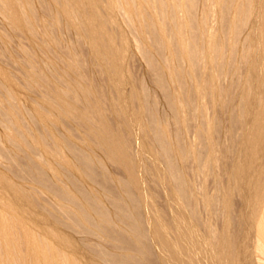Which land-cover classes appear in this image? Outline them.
<instances>
[{
  "label": "rangeland",
  "instance_id": "rangeland-1",
  "mask_svg": "<svg viewBox=\"0 0 264 264\" xmlns=\"http://www.w3.org/2000/svg\"><path fill=\"white\" fill-rule=\"evenodd\" d=\"M21 2L26 3L32 15L31 33L11 27L0 16V64L28 95V101L25 106L19 105L17 99H7L0 74V110L17 111L10 127L13 131L26 130L34 143L30 147L33 157L17 156L15 147L3 144L2 166L30 190L41 211L36 214L46 213L61 232L75 239L82 253H73L76 264H90L91 260L100 264H136L138 238L121 227H129L135 219V225L138 223L152 237L155 223H164L169 217L173 189L186 182L193 189L202 185L200 169L205 159L217 158L229 164L242 160L245 124L253 112L244 115L243 121L240 115L243 103L251 104L257 98L249 56L238 51L236 58L226 63L229 45L225 44L220 50V63L204 58L201 66L191 69L185 61L179 73L173 69L171 73L170 63H158L156 71L132 47L133 36L127 33V26L110 18L106 0L77 1L78 5L72 7L67 5L68 0ZM93 2H100L99 14L108 21L107 31L97 40L91 38L89 28ZM259 16L257 10L243 21L245 27L238 38L247 39L246 44L254 41L249 35ZM227 21L224 25L233 31L237 25L233 26L230 18ZM209 23L217 29L222 25L216 19ZM101 42L106 51L94 50V45ZM113 56L120 60L116 63ZM212 78L217 84L208 86L205 81ZM214 93L218 94L215 98ZM30 104L39 106L26 119L22 114ZM68 104L76 110L67 109ZM102 127L120 134L127 155L135 159L138 176L131 177L109 157L108 149H102L96 135ZM167 130L178 137L180 151L171 153L178 170V179L171 182L166 173L168 160L154 146L159 140L167 146L168 139L157 137L158 131L162 134ZM39 141L57 156L47 173L45 168L50 165L42 160L47 156L41 154ZM71 146L83 148L90 158L88 163L79 162L77 173L64 164L66 156L78 154L77 150L67 152ZM256 152L262 156L264 171V146L256 148ZM41 168L47 184L55 185V191L64 195L66 209L58 203L59 197L43 187L38 174ZM87 169L90 177L84 173ZM102 193L110 200L107 205H99L96 200ZM85 198L92 200L86 202ZM236 202L239 208L238 195ZM117 207L131 212V218L115 216ZM17 224L16 221L12 227L20 241L18 251L23 264H45L28 252L23 228ZM45 227L41 224L36 229L37 237L47 235L43 234ZM5 249L0 243V257L5 255Z\"/></svg>",
  "mask_w": 264,
  "mask_h": 264
},
{
  "label": "bare ground",
  "instance_id": "bare-ground-1",
  "mask_svg": "<svg viewBox=\"0 0 264 264\" xmlns=\"http://www.w3.org/2000/svg\"><path fill=\"white\" fill-rule=\"evenodd\" d=\"M84 0H68L67 5L75 6ZM108 14L128 28L132 34V47L148 62L151 69L158 71L157 64H171L175 73H179L184 62L193 69L201 66L204 58L215 64L223 61L222 50L229 45V54L225 62L236 58L238 51H244L249 56L250 70L253 73L252 83L257 92V98L251 104L243 103V117L253 112V116L245 124V140L242 143V160L229 164L217 158H208L201 163L202 185L193 189L186 185L173 189L170 214L166 222L155 223L152 237L140 228L136 220L132 225L123 228L135 234L138 238L135 254L136 264H264V171L262 156L256 148L264 146V2L259 0H106ZM256 2V6L255 3ZM100 2H93L91 14V38L97 40L107 31V22L99 14ZM257 8V9H256ZM259 11V21L253 24L254 38L252 44L238 38L244 30V19ZM57 12L59 10L57 9ZM0 16L13 28H22L31 33L29 24L32 16L26 3L21 0H0ZM228 18L233 22V31L226 28ZM219 20L222 24L218 29L209 22ZM154 47L152 50L150 47ZM106 47L104 42L94 45V50L100 51ZM253 53V54H252ZM252 54V55H251ZM251 56V57H250ZM117 63L120 58L113 56ZM0 74L5 82L7 99H17L18 104L27 105L28 95L17 86L9 75L8 69L0 64ZM217 77V75L215 74ZM166 79L168 78L165 75ZM208 86H215L212 78L205 81ZM161 86H166L163 80ZM218 94L214 93L213 98ZM170 97L168 98V101ZM253 104H256L255 106ZM39 105L30 104L22 116L31 117ZM75 111L73 104L66 107ZM15 109L6 112L0 110V158L5 157L1 146L15 147V155L33 157L29 135L24 128L12 130L11 121L15 118ZM176 116L174 110L173 117ZM42 121L48 122L41 118ZM101 141L102 149H108L109 157L128 172L131 177L138 176L134 158L127 155L126 146L121 141L120 134L109 127L100 128L96 132ZM157 137L168 139L166 146L163 140L154 145L159 154L168 160L166 173L169 181L178 179L177 165L172 161V150L179 145L178 137L171 131L157 133ZM166 137V138H165ZM57 140H60L57 137ZM43 148L42 160L50 166L51 171L56 162L53 154L44 148L45 142L39 141ZM169 145V146H168ZM78 151L76 156H66L65 165L77 173L79 162L88 163L90 158L83 153V148L69 147L70 154ZM180 153V151H178ZM40 170L43 187L61 199L58 203L68 206L63 194L55 191V185L47 184ZM91 176L89 169L84 171ZM227 178V181L224 180ZM211 178V179H210ZM210 180L212 183L209 185ZM240 196L238 208L236 196ZM86 202L92 199L85 198ZM99 205H107L110 200L102 193L96 199ZM31 192L23 181L2 166L0 160V243L6 246V252L0 257V264H23L19 249V238L12 224L16 221L23 228L26 248L31 255L45 264H76L73 253H81L73 237L61 232L46 213H41L35 206ZM131 207V205H130ZM122 211V212H121ZM106 212L105 214H107ZM131 218V212L117 207L114 215ZM104 214L100 213L99 216ZM90 221V218L87 219ZM126 222V221H123ZM46 225L39 238L36 229ZM5 248V247H4ZM82 254V253H81ZM90 264H100L91 260Z\"/></svg>",
  "mask_w": 264,
  "mask_h": 264
}]
</instances>
